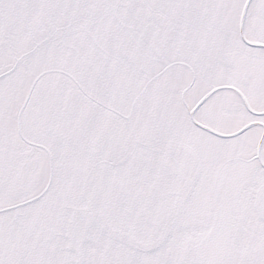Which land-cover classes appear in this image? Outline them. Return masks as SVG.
<instances>
[{
	"label": "snow or ice",
	"instance_id": "obj_1",
	"mask_svg": "<svg viewBox=\"0 0 264 264\" xmlns=\"http://www.w3.org/2000/svg\"><path fill=\"white\" fill-rule=\"evenodd\" d=\"M0 264H264V0H0Z\"/></svg>",
	"mask_w": 264,
	"mask_h": 264
}]
</instances>
